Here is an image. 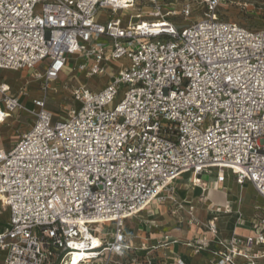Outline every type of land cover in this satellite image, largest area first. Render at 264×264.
<instances>
[{"label":"built area","instance_id":"1","mask_svg":"<svg viewBox=\"0 0 264 264\" xmlns=\"http://www.w3.org/2000/svg\"><path fill=\"white\" fill-rule=\"evenodd\" d=\"M221 6L258 27L220 20ZM198 8V22L169 20ZM73 57L84 80L120 66L100 90L72 89L79 107L61 120L45 103ZM38 65L33 110L20 103L23 90L0 83V125L33 119L0 149L4 264L126 259L135 249L125 220L173 200L185 175L202 192L203 179L250 187L262 205L248 217L216 206L205 234L183 246L209 252L211 264H264V0H0V70ZM223 213L249 234L215 239Z\"/></svg>","mask_w":264,"mask_h":264},{"label":"crops","instance_id":"2","mask_svg":"<svg viewBox=\"0 0 264 264\" xmlns=\"http://www.w3.org/2000/svg\"><path fill=\"white\" fill-rule=\"evenodd\" d=\"M0 149L5 150L1 145ZM202 183L206 187L205 192H202L200 187L192 186L188 176L185 175L175 185L172 202L177 201L178 206L165 200L164 205H172L174 208L170 210L161 203L153 204L148 211L125 220L124 232L135 249L133 254L136 255L139 263L153 260L157 264H173L175 259H179L183 264H211L212 257L209 252L193 255L183 246V242L205 234L206 222L212 215L211 210L216 206L228 205L230 213L237 212L245 217L250 216L254 207L249 196V192L253 194L250 187L240 188L231 180H226L223 185L214 184L213 179H203ZM180 184L183 186L179 187ZM223 191H225L224 199L218 200L217 192ZM189 204L195 208L192 213L187 212ZM8 217V211L0 206V231L7 225ZM215 223L217 226L215 239H226L232 232L238 235L249 234L246 227L235 226V219L231 214L219 215ZM206 236L213 240V237L207 234ZM173 240L177 243H171ZM211 246L216 245L212 242ZM4 259L5 253L0 251V264H4ZM114 264H119L118 260Z\"/></svg>","mask_w":264,"mask_h":264},{"label":"rangeland","instance_id":"3","mask_svg":"<svg viewBox=\"0 0 264 264\" xmlns=\"http://www.w3.org/2000/svg\"><path fill=\"white\" fill-rule=\"evenodd\" d=\"M166 2H176L177 0H166ZM179 9V5H177ZM165 12V10H163ZM203 8H198L193 15L185 21L181 15H178L174 18H169L170 21L179 25H188L192 22H198L203 19L202 17ZM217 15L220 20H232L238 25L245 27L247 29H254V27H258V24L254 20H247V18L243 14H239L236 10L227 7H220L217 10ZM257 29V28H255ZM78 61L74 57L71 58L69 64L72 66L67 67L63 70L62 73L59 74L57 81L51 84V89L48 91L47 99L45 103V107L49 110L55 117L64 119L66 110L68 109H78L79 105L77 102H74L70 99L71 90L74 88H78L84 83L87 88L91 90H100L102 89L109 78L116 74L119 69L120 62H113L108 65L107 68V76L100 77L96 76L90 79L84 80L83 75L78 74L76 67ZM34 73L43 74L44 73V65H38L36 69L31 70H21V71H5L0 70V82L7 84L10 86L12 92H17L19 90H23L24 95L20 99V103L23 104L28 110H33L32 99L39 98L38 94V85L39 82L34 78ZM66 108V109H65ZM32 115L29 113H22L18 116H15L13 119L6 121V123L0 125V145L4 147L5 150H9L12 148L13 144L17 141L20 133L27 131L31 128L32 124ZM183 184H180L179 187H182ZM228 191V190H227ZM229 192V191H228ZM224 193L217 192L216 196L218 200L224 199ZM249 196L251 199V203L253 205H262V200L259 198H255V196L249 192ZM168 203L176 206L177 201H173L172 199H167ZM176 202V203H174ZM165 204V203H161ZM184 204V203H183ZM200 204V203H199ZM179 205V204H178ZM177 205V206H178ZM166 208L173 209L172 205H164ZM188 213H192L195 209L191 204L187 205ZM210 210V209H208ZM170 213V212H169ZM190 216V215H189ZM104 227L95 226V228L100 229ZM126 229V226H125ZM127 260L123 259L121 261L118 260L119 264H133L131 259H136V262H139L138 258L135 254H129L127 256Z\"/></svg>","mask_w":264,"mask_h":264},{"label":"bare ground","instance_id":"4","mask_svg":"<svg viewBox=\"0 0 264 264\" xmlns=\"http://www.w3.org/2000/svg\"><path fill=\"white\" fill-rule=\"evenodd\" d=\"M236 192V191H235ZM241 192V191H240ZM245 194V193H244ZM241 195V194H240ZM241 197V196H240ZM96 242V241H95ZM79 258V255H75L74 258H73V264H77L78 262V259Z\"/></svg>","mask_w":264,"mask_h":264}]
</instances>
